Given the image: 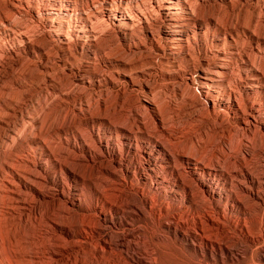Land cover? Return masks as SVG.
<instances>
[{
    "label": "bare ground",
    "instance_id": "bare-ground-1",
    "mask_svg": "<svg viewBox=\"0 0 264 264\" xmlns=\"http://www.w3.org/2000/svg\"><path fill=\"white\" fill-rule=\"evenodd\" d=\"M83 1L92 8L91 16L87 17L86 29L83 31L74 29L72 32L68 31L70 33L66 32L67 35H63L61 31L65 19L71 17L72 10L68 8L69 4H65L63 8L60 7L61 10L56 15L52 14L55 17L46 19L43 24L38 20L40 18L38 12L32 11L26 0H10L7 8L0 11V32L4 34L17 32L21 47L13 50L0 43V51L9 55L5 59L6 55L0 54V128L6 130L9 120L16 118L18 111V105L14 103V98L11 99L12 94L9 93L10 86L3 84L5 80L2 82V78L6 77V71L14 65L21 64L25 60L23 56L32 55L38 59H49V54L38 47V43H33L31 35H28L31 25H36V28L44 25L50 31L57 32L56 54L54 53L56 66L46 67L41 73L44 72V75L51 78V72L59 70L58 72L66 75L67 81L70 82L68 87L65 86L63 89V86H59L51 79L53 91L51 93L50 90L47 91L43 103L38 102L39 113L23 121L24 131L28 129L30 133L26 135L24 132L25 136L22 134L21 136L19 133L11 132L2 141L0 140V257L1 250L5 251L0 264H158V262L163 263L165 258H172L183 264H214L215 261L213 259L209 261L203 250L197 253L198 256L190 255L178 241L179 238L175 233V239H171L168 223L160 220L161 207H164V204L168 206L178 204V212L171 213L170 210H164L166 218L175 222L184 218L185 213L181 211L182 205L199 215L198 220L193 219L195 224L193 239H197L206 247L217 246L213 237L215 234L221 232L224 236L227 235L223 229V221L227 219L228 212L231 213L236 209L240 214L237 218L240 216L244 218L243 224L239 222V219L236 222V228L240 234L249 240L247 243L250 245H262L264 248V218H258L260 212L264 214V172L258 177L251 171L252 168L249 169L250 166L247 167V162L245 163L246 157L254 161L256 152L262 155L264 144L258 148L253 144L250 153L240 152L243 159H246L244 164H240L241 170L231 172L230 182L227 178L223 179L224 189L233 185H237L238 189L234 193L225 192L227 193L225 205L221 204L222 194L215 190L217 185H211L205 180V177L215 176L219 172L218 165L210 167L215 157L209 166L195 159L197 158L195 154L208 152L215 143H219L218 139L224 141V145L222 142V145H216L218 149L220 148L219 150L227 154L235 150L232 147L233 143L229 142L230 139L226 140L232 131L249 136L256 130H260L263 133L261 136L264 137V64L260 59L261 62L258 61L262 67L257 66V62L245 50L247 54L245 55L242 51L244 56H240L245 76L230 75L227 68L236 57L235 53L241 51L238 42L245 40L244 37H248L250 43L251 41L258 43L264 50V34L262 33L264 0H255L259 3L261 13L255 17L256 14L249 12V20L246 18L248 23L238 28L239 30L231 26L225 27L227 25L220 26L218 23L221 18L217 22L209 17L206 22L204 21L205 24L202 20L199 21V18H196L198 17L196 12L195 17L190 0L149 1L153 3L158 14L157 16L152 11L155 16L153 20L155 19L154 21L159 24L158 33L161 31L165 39L172 42L169 46L172 59H193V54L189 52L191 39L195 45L204 46L205 44L198 41L194 34H187L188 23H193L198 34L216 33V36L212 35V48H205L203 51L201 63L198 66L193 65L192 68L189 66V72L181 69L180 61L172 60L173 62L169 64L171 66L167 70V75L170 80L174 76V79H177V87L173 88V92L179 97L176 101H167L172 114H166L162 110L161 100L163 99L159 98V95H162L161 92L158 95L157 89L146 85L148 93L144 95L145 99L137 100L142 108L133 110L134 117L129 123L127 121L131 118L126 115L125 109H131L133 105L126 101L127 98L125 99L126 88H123V92L120 93L117 89L119 81H116L124 80L127 88L134 91L138 85L133 72L142 78H150L151 75L144 68L153 69V64L142 59L136 61L135 58L134 62L124 61V58L122 60L113 57L112 53L109 54L106 51H102L99 56L93 48H97L98 40L106 35L117 34L121 35L125 41L129 37L128 51L138 53L141 57L145 51L149 50V47L159 48V41L153 32L152 23L141 12L143 4L138 5L137 15H133L119 6L108 8L107 0H102L100 10L97 9L93 0L91 4H89L90 0ZM246 1L248 2L245 0V3ZM130 2L137 5L142 0H130ZM202 3L203 6L209 4L216 8L221 3H226L231 9L235 5L233 0H202ZM26 10L35 15L36 20L17 24L13 18ZM175 12L180 13V17L174 18ZM57 16L60 17L59 20L56 19ZM228 17L226 19L230 21L231 18ZM163 18L166 19L164 27L160 25ZM105 21L109 23L107 28L103 27ZM137 26L144 30L150 46L136 38L134 29ZM74 27L77 28V25L75 24ZM71 34L80 45L81 52L89 57L83 66L75 65L76 57L71 46L72 38L69 36ZM255 56L258 58L260 55ZM99 57H101L100 61ZM38 63L43 66L42 60ZM10 79L19 87L25 86L21 82L23 78L10 75ZM225 83L234 84V87L226 88ZM114 93L117 94L118 100L115 97L114 100L117 101L111 103L109 99L114 97L112 96ZM165 93L167 94V91ZM19 98L22 97L19 96ZM93 100L97 106L96 111L92 110L93 102L91 101ZM231 122L235 123L237 130ZM144 134L148 137L146 140L148 142L145 140L142 142L144 153L137 158L138 148L136 151L132 148V141L134 139L138 142V137H143ZM113 135L117 142L116 147L113 143ZM232 135L231 137L234 138ZM119 136L123 139L121 143ZM214 136L218 139L216 142L214 139L215 143H212ZM249 138L247 141L243 140L246 149L252 145ZM237 141L240 142L236 139V143ZM151 144L152 149L146 150ZM183 144L190 146L176 149ZM33 148L41 150L39 157H36ZM194 148L199 151L194 153ZM28 150H32L30 157L27 156ZM155 153H158L160 157H156ZM214 154L216 155V152ZM43 156L46 157L45 162L42 161ZM221 157L226 159L225 155ZM52 160L55 163L53 172L48 169V164ZM83 168L88 170H82ZM57 170L68 176L69 185L56 179ZM119 172H122L129 181H125ZM80 183L82 189L77 188ZM85 188L91 190L88 204L85 202ZM53 189L56 190V195L51 192ZM130 192L141 193L140 207L131 201L128 194ZM169 194L172 196L169 197ZM119 203L132 209L138 218H144L143 226L136 229L133 223L127 221L130 228L123 239L118 241L111 238V232L105 235L99 233L96 236L94 230H101L103 224H109L107 216L103 221L102 215L107 211L116 212ZM157 207L160 208L157 210L158 217L155 211ZM186 215L188 218L189 214ZM111 220L113 222V219ZM182 224V227L186 226L185 221ZM35 226L38 227L35 228ZM29 233L31 235L27 237ZM137 234L144 236V245L142 253L135 257L134 254L129 255V239H137ZM167 242L171 243L170 248L167 247ZM219 247L221 250L222 246L219 245ZM129 259H132V262ZM259 262L264 263V260L261 259Z\"/></svg>",
    "mask_w": 264,
    "mask_h": 264
},
{
    "label": "rangeland",
    "instance_id": "rangeland-1",
    "mask_svg": "<svg viewBox=\"0 0 264 264\" xmlns=\"http://www.w3.org/2000/svg\"><path fill=\"white\" fill-rule=\"evenodd\" d=\"M5 1V2H4ZM100 1V2H99ZM108 1V8H112V7H117L119 6L121 9H126V12L129 13V14H133V15H137V8H138V5L140 4H143V8H142V13L143 15L146 17L147 16V20L152 23V28L154 29L153 32L157 38V40L159 41V48H153V47H149V50L145 51L144 55L140 57V55L137 53H132V52H129L128 51V43H129V37H127V41L124 40V38H122L121 35H117V34H111V35H106L105 37L101 38L100 40H98L97 42V48H93V50H96L97 51V55H101V52L102 51H106L108 52L109 54H111V56L113 57H116V58H119V59H122L124 58V61H128L129 62H134L135 59L136 61L137 60H144L146 62H150L153 64V69H150L148 70V67H145L144 70L146 72L149 73V75H151L150 78H142V76H139L137 73L133 72V75L134 77L137 78V89L134 90V91H131L130 88L128 89L127 86H126V82H124V80L122 79H118L116 82L117 85H118V88L119 89V92L122 93L123 92V88H126V96H125V99L128 103L132 104L133 107L130 109V108H127L125 109V112H126V115L127 116H130V120L127 121L128 123L132 121L133 117H134V112L133 110L138 108L140 110L141 105H139V98L142 100H144V95L146 94V92L148 93L147 91V88H146V85H149L155 89H157L156 91L158 92L157 94L159 95L162 94V95H159L160 99H163L161 100V105H162V110L165 111L166 114H169L171 115L172 114V110L170 109L169 107V104L167 101H176L179 97H177V95L173 92V88L176 86L177 87V79H174L175 76L173 77V79L170 80V77L167 75V70L169 69V67L171 65H169L171 62H173L174 60H177V61H180V67L181 69H183V71H188L190 70V67L192 68L193 65H199L202 60V55H203V51L205 50V48H208V49H211L212 48V45H213V38H212V35L214 33H211V34H208L207 35L205 33L202 32V34H198L194 28V25L193 23H188L187 24V34L189 35H193L198 39V41L200 42H204V46H199V45H195L194 41L191 39L190 40V54H193L192 55V58L194 59H190V60H187V59H182V58H177V59H172V57L170 56V45L172 42L170 41H167L165 39V37L162 35L161 31H159L158 33V30H160L158 28V23L155 22L153 20V18H155V16L153 15L152 11H154V13H156V15L158 16L157 14V11L156 9L154 8V5L152 2H149L151 0H142L141 3L137 4L134 3V2H130V0H107ZM3 2V3H2ZM9 2V3H8ZM26 2L30 5V7L32 8V11L34 12H38L40 18L38 19L39 22H41L43 24V22L46 20V19H49V18H52V14H55L59 12V10H61V8L64 7L65 4H69L68 8L70 10H72V12H70L71 14V17L70 19L67 18L65 19V23L63 25V29H62V33L63 35H67L66 32L68 31H74V29H79L80 31H83L86 29L85 25H87V17L88 16H91V13H92V8H90V6L88 7L87 6V3L83 0H26ZM93 2H95V5L97 6V9L100 10V8H102V0H93ZM146 2V3H145ZM191 4H192V10L195 14V17H196V13L198 15V17H196L199 21L202 20L203 23L205 24V22L207 21V19H209V17H212L214 18L217 22L219 21L220 19V23H218L220 26L224 27H233V28H236V29H240L241 26H246V24L248 23L247 20H249L248 16H249V12H252L253 14H256L254 15L255 17H258L259 14L261 13L260 12V7H259V3L255 0H248V2L246 1L245 3V0H233V4L234 7L233 9H231L230 6L226 5V3H221L220 6L218 8L214 7L213 5H204L203 6V3H202V0H190ZM196 2H199V3H196ZM5 3V4H4ZM146 5H145V4ZM250 3V5L248 4ZM3 4V5H2ZM10 4V0H0V11L2 12L3 10H5L7 8V6ZM91 4V0H90V3ZM198 4V5H196ZM100 5V6H98ZM196 5V6H195ZM222 5V6H221ZM210 6V7H209ZM244 6V7H243ZM61 7V8H60ZM99 7V8H98ZM243 7V8H242ZM128 8V9H127ZM154 8V9H153ZM198 8V9H197ZM212 8V9H211ZM221 8V9H220ZM225 8V9H224ZM248 8V10H247ZM130 9V11H129ZM148 9V10H146ZM211 9V10H210ZM219 9V10H218ZM223 9V10H222ZM86 10V11H85ZM128 10V11H127ZM215 10V11H214ZM231 10V11H230ZM257 10V11H255ZM214 11V13H213ZM222 14H221V12ZM228 11V12H227ZM235 11H236V14H235ZM259 11V12H258ZM146 12V13H145ZM196 12V13H195ZM199 12V13H198ZM51 13V14H50ZM224 13V14H223ZM230 13V14H229ZM241 14V17H240V14ZM174 14V18H178L180 17V13L178 14L177 12L173 13ZM200 14V15H199ZM208 14V15H207ZM210 14V15H209ZM213 14V16H212ZM221 14V15H220ZM232 14V15H231ZM203 15V16H201ZM226 15V16H225ZM230 15V16H229ZM258 15V16H257ZM20 16V17H19ZM18 17L15 16L13 19L16 21L17 24H26V23H29L30 21H35L36 20V16L33 15L31 12H29L28 10H26L25 12H23L21 15H19ZM36 18H35V17ZM200 16V17H199ZM205 16V18H204ZM208 16V17H207ZM219 16V17H218ZM224 16H225V19H224ZM229 16V17H228ZM23 17V18H22ZM55 17V16H53ZM162 17V16H160ZM216 17V18H215ZM231 18L230 21H227L229 19H226V18ZM202 18V19H201ZM237 18V19H236ZM246 18H248L246 20ZM23 19V20H22ZM27 19V20H26ZM57 20L60 19L59 16L56 17ZM205 19V20H204ZM20 20V21H19ZM25 20V21H24ZM37 20V21H38ZM151 20V21H150ZM224 20V21H223ZM226 20V22H225ZM24 21V22H23ZM205 21V22H204ZM223 21V22H222ZM229 22V23H228ZM245 22V23H244ZM155 23V24H154ZM166 23V19L163 18L162 19V22H160V25L162 27H164V24ZM225 23V24H223ZM233 23V24H232ZM239 23V25H238ZM242 23V24H241ZM37 24V23H35ZM75 24L77 25V28L74 27ZM224 25V26H223ZM236 25V26H235ZM109 26V23L105 21V25L103 27H108ZM34 27V28H32ZM115 27V26H114ZM32 28V29H31ZM35 29V30H34ZM141 29V30H140ZM238 29V30H239ZM260 29V28H258ZM143 29L140 27V26H137L135 29H134V34L136 36L137 39H140L139 41L143 42L144 44H147L148 45V40L146 39V36H145V33H144V30L142 31ZM32 31V32H31ZM36 31V32H35ZM59 32V33H61ZM10 33V34H9ZM7 34H4L2 32H0V40L2 39V41H0L1 45L5 46L6 48H13V50H17L19 48H21L19 46V38H18V35H17V32H15V34H13L12 32H9ZM34 33V34H33ZM70 33V32H68ZM262 33L264 34V29L262 30ZM33 34V35H32ZM57 32L56 31H50L46 26L44 27V25H40V26H37L36 28V25H31L30 26V30H29V34L28 35H31V39L32 41H34L33 43L37 44L38 47H41L43 49V51H46L48 54H49V59H38L36 56H32V55H28V56H23L25 60H23V62L21 64H18V65H14L12 68L8 69L6 72V77L5 79L2 78V82L3 80H5L3 82V84H5L6 86H10L9 87V93L10 95L12 94L11 96V99H13L14 103L16 105H18V111H17V119L16 118H12L9 120L8 122V126L6 127V130L0 128V140L2 141L3 138L11 133V132H14V133H19V135H24V127H23V121H27V117H32V116H35L39 113V103H43L46 99V93L47 91H49L50 93L53 91L52 87H51V79L53 82H56L59 86H63L62 88L65 89V86L66 88L68 87V85L70 84L69 80L67 81V77L66 75H64L62 72H58L59 70H55V71H52L51 72V78H49V76H46V74L44 75V72L43 74L41 73V71L45 70L46 67H53L55 65V60H54V56H55V52H56V47H57V36H56ZM157 34V35H156ZM7 35V36H6ZM35 36V37H34ZM72 39H71V46H72V50L75 54V57H76V61H75V65H78V66H83L86 64V61H88V55L84 54L81 52L80 50V45L78 44L77 40L75 39L74 36L69 35ZM141 36V37H140ZM214 36H216V33L214 34ZM160 37V38H159ZM264 37V35H263ZM37 38V40H35ZM114 39V40H113ZM142 39V40H141ZM243 39L245 40H242V41H239L238 44H239V48H240V52H236L235 54V58H233V60L230 62V64H228L227 68H228V71L230 73V75H233L236 77H244L245 76V72L243 70V64L242 62L240 61V56L244 54L246 55L247 53L248 54H251V56L253 57L254 61L257 62L256 65L257 66H260V68L262 67V64L260 63L262 61V63L264 64V50L262 47L259 46V44L255 43V42H252L251 43L249 42L250 40L248 39V37H244ZM248 41V44L247 41ZM103 42H102V41ZM107 41V42H106ZM116 41V42H115ZM6 42V43H5ZM102 42V43H101ZM106 42V43H105ZM244 42V43H243ZM10 43V44H9ZM101 43V44H100ZM118 43V44H117ZM5 44V45H4ZM107 44V45H106ZM249 44H252V45H249ZM161 45V46H160ZM241 45V46H240ZM244 45V47H243ZM248 45V46H247ZM46 46V47H45ZM109 46V47H108ZM113 46V47H112ZM150 46V45H148ZM48 47V48H47ZM117 47V48H116ZM248 47V48H246ZM252 47V48H251ZM258 47V48H257ZM45 48V49H44ZM114 48V49H113ZM120 48V49H119ZM261 48V49H260ZM111 49V50H110ZM244 49V50H243ZM254 49V50H253ZM114 50V51H113ZM116 50V51H115ZM248 51L246 53V51ZM261 50V51H260ZM110 51V52H109ZM244 54H243V52ZM119 52V53H118ZM124 54H123V53ZM127 52V53H125ZM262 52V53H261ZM55 53V54H54ZM116 53V54H115ZM118 53V54H117ZM121 53V54H120ZM132 53V54H131ZM254 53V54H253ZM0 54H2V56L6 55V57L4 56V58H8L9 55L8 54H5L3 52L0 51ZM115 54V55H114ZM123 54V55H122ZM134 54H136V56L134 57ZM254 56H253V55ZM119 55V56H117ZM128 55V56H127ZM131 55V56H130ZM139 55V56H138ZM199 55V56H198ZM255 55H260L258 56V58L255 56ZM263 55V56H262ZM40 56V55H39ZM38 56V57H39ZM133 56V57H132ZM200 57V59H199ZM257 60H255L256 58ZM30 60H29V59ZM126 58V59H125ZM130 58V59H129ZM133 58V59H132ZM135 58V59H134ZM140 58V59H139ZM198 58V60H197ZM197 61H196V60ZM261 59V61H260ZM32 60H34L32 62ZM39 60H42V65H40ZM101 60V57H99V61ZM173 60V61H172ZM260 62H259V61ZM37 61V63H36ZM197 63H196V62ZM199 61V62H198ZM182 62V63H181ZM31 64L33 66H31ZM37 64V65H36ZM234 64V65H233ZM260 64V65H259ZM28 65H30L28 67ZM169 65V66H168ZM56 66V65H55ZM185 66V67H184ZM190 66V67H189ZM15 67V68H14ZM24 67V68H23ZM31 67V68H30ZM37 67V68H36ZM95 67H96V64H95ZM236 67V68H235ZM14 68V69H13ZM22 68V69H21ZM34 68V69H33ZM156 68V69H155ZM25 69V70H24ZM41 69V70H40ZM186 69V70H185ZM17 70V71H16ZM19 70V71H18ZM24 70V71H23ZM36 70V71H35ZM233 70H235L233 72ZM21 71V72H20ZM19 72V73H18ZM237 72V74H236ZM240 72V73H239ZM10 73V74H9ZM21 73V74H20ZM25 73V74H23ZM58 73V74H57ZM18 74V75H17ZM28 74V75H27ZM239 74V75H238ZM10 75H16L18 76V78H23L21 79V82L24 83V87H19L18 85L16 84H13L10 79ZM55 75V76H54ZM139 76V77H138ZM8 77V78H7ZM56 77V78H55ZM65 77V78H64ZM33 78V79H32ZM36 80V81H35ZM41 80V81H40ZM146 80V81H145ZM44 81V82H42ZM62 81V82H61ZM121 81V82H120ZM6 82V83H5ZM60 82V83H59ZM173 82V83H172ZM29 83V85H28ZM148 83V84H147ZM152 83V84H151ZM42 84V85H41ZM162 84V85H161ZM12 85V86H11ZM33 85V86H32ZM226 85V88L228 87H234V84H229V83H225ZM230 85V86H229ZM40 86V87H39ZM158 86V87H157ZM49 87V88H48ZM157 87V88H156ZM161 87V88H160ZM38 90H37V89ZM144 88V89H143ZM160 88V89H159ZM169 88V89H168ZM15 89V90H13ZM33 91H31V90ZM121 89V90H120ZM26 90V91H25ZM128 90V91H127ZM17 91V92H16ZM28 91V92H27ZM167 91V94L165 93ZM15 92H16V96H15ZM19 92V93H18ZM28 94H27V93ZM45 92V93H44ZM21 93V94H20ZM140 93V94H139ZM144 93V94H142ZM20 94V95H19ZM24 94V95H22ZM36 94V95H35ZM44 94V95H43ZM14 95V96H13ZM117 94H112V96H114L112 98V96H110L112 99H109V101L111 103H113L115 100L114 98L116 97V99L118 100V96H116ZM167 95V96H165ZM19 96H21L22 98L20 99ZM24 96V97H23ZM40 96V97H38ZM131 96V97H130ZM133 96V97H132ZM109 97V98H110ZM129 97V98H128ZM167 97V99H166ZM15 98H18V99H15ZM33 98V99H32ZM42 98V99H41ZM149 98H151L149 96ZM165 98V99H164ZM18 100V101H17ZM24 102H23V101ZM39 100V101H38ZM41 100V101H40ZM116 100V101H117ZM29 101V102H28ZM115 101V102H116ZM20 102V103H19ZM23 102V103H22ZM34 102V103H32ZM39 102V103H38ZM93 102V103H92ZM167 102V103H166ZM27 103V104H26ZM91 103L93 104L92 106V110L93 111H96L97 110V106L95 104V101H91ZM167 107H165V106ZM35 106V107H34ZM137 106V107H136ZM164 106V107H163ZM37 108V109H36ZM95 108V109H94ZM36 109V110H35ZM24 110V111H23ZM30 110V111H29ZM25 114H24V113ZM30 112V113H29ZM133 112V113H132ZM24 114V115H23ZM22 116L24 118H22ZM20 118V119H19ZM18 121H20L18 123ZM11 122V123H10ZM21 124V125H20ZM231 124H233V127L235 130H237L235 128V123L231 122ZM17 125V126H16ZM208 125V124H206ZM19 126V127H18ZM20 131V132H19ZM2 132V133H1ZM234 132V133H233ZM260 130H256V132H253L252 135H249L247 136L246 134H242L240 132H236V131H232V133L227 136L226 140L229 141L228 139H230V144H232V147L233 150L231 153L227 154L225 152H223L222 150H219L217 146H219L222 142L223 144V140H219L216 136H214L212 138V143L218 139L219 143H215V145H213V148L214 146H216V150L218 149V152L216 150H214L213 148H210L208 149V152L205 151V153H202V154H199L200 152H198L199 150H196L194 148V153L195 151L198 152V154H195V158L198 162H200L201 164L203 165H206V166H209L210 165V162L212 161V159L214 158L213 162H211V166L212 167L213 165H218V170L219 172L216 173L215 176H212V177H205L207 183L211 184V185H217V189H215L217 191V193H221L222 194V202L221 204L222 205H225L227 204L226 200H225V192L227 191H231L234 193V192H237V185L236 186H232L227 189L225 188L224 189V185H223V179L225 180V178H227V180L230 182L229 179H231V172L233 173L234 171L236 172L237 170L240 171L242 167H240L241 165L240 164H244V160L247 167L252 168L251 171L258 177L264 172V153L261 155V154H258L257 152L254 153V158L252 161L250 158L246 157V159H243V156L242 154L240 153L241 151L242 152H249L251 151V148L254 144V147H259V146H263L264 144V137L261 136L263 133L261 132ZM26 135H28V133H30L28 131V129L26 130ZM239 133V134H238ZM256 133V134H255ZM233 134V135H232ZM238 134V135H237ZM241 134V135H240ZM255 134V135H254ZM21 135V136H22ZM231 135L235 138H232ZM237 137H236V136ZM239 135H240V138H239ZM3 136V137H2ZM23 136V137H24ZM143 137H138V142H136L134 139L132 141V148L136 151V149L138 148V150L136 151V155H137V158L138 157H141L143 156V153H144V149H143V144L142 142H148L146 141L148 139V137L146 136V134L142 135ZM231 137V138H229ZM249 138V142H251L252 145H249L250 147L248 149H246L244 147V141H247ZM245 138V139H243ZM256 138V139H255ZM151 141H155L154 139L152 138H149ZM215 139V140H214ZM236 139L240 140V142L243 143L241 144L239 141H237L236 143ZM254 139V140H252ZM122 137L119 136V142L121 143L122 142ZM214 140V141H213ZM242 140V141H241ZM251 140V141H250ZM263 140V141H261ZM113 143L116 147L117 145V142L115 140V135H113ZM240 145L238 147V145ZM138 144V146H137ZM221 144V145H222ZM185 145V146H184ZM224 145V144H223ZM236 145V147H235ZM147 146V145H146ZM183 146V147H182ZM190 146L189 144H183L181 146H179L178 150L182 149V148H185V147H188ZM152 144L147 146V149L148 151H150L152 149ZM35 148V147H34ZM33 148V151H35L36 153V157H39V154L41 153V150L40 149H34ZM239 148V149H238ZM245 148V149H244ZM213 149V150H212ZM240 151H238V150ZM248 150V151H246ZM32 150H28V153H27V156L30 157V153H31ZM222 151V152H221ZM237 151V152H236ZM157 152V151H156ZM216 152V155L214 153ZM221 152V153H220ZM26 154V153H25ZM207 154V156H206ZM227 154V156H226ZM235 154V155H233ZM106 155V154H105ZM161 155V154H160ZM198 155V156H197ZM202 155V156H200ZM211 155V156H210ZM221 155H225L226 159L222 158ZM231 155V156H230ZM240 155V157H239ZM155 156L156 157H160L159 154L155 153ZM200 156V158H199ZM219 156V158H218ZM229 156V157H228ZM108 157V156H107ZM204 157V158H202ZM209 157V158H208ZM217 157V158H216ZM238 157V158H237ZM109 158V157H108ZM206 158V159H205ZM229 158V159H228ZM237 158V159H236ZM30 159V158H29ZM42 161L45 162L46 160V157L43 156L42 157ZM200 159V160H199ZM217 159H219L218 161L220 162V164L218 163ZM223 159V160H222ZM241 160V161H240ZM202 161V162H201ZM208 161V162H207ZM229 161V162H228ZM257 161V162H256ZM251 162H253L251 164ZM255 162V163H254ZM225 163V164H224ZM236 165H235V164ZM258 163V164H257ZM53 164H55L52 160V162H50L48 164V169L50 171L53 172ZM234 164V165H233ZM249 164V165H248ZM251 164V165H250ZM257 164V165H256ZM229 165V166H228ZM233 165V166H232ZM262 165V166H261ZM228 166V167H227ZM252 166V167H251ZM261 166V167H260ZM225 167H226V171H225ZM231 167V168H230ZM239 167V168H237ZM229 168V169H228ZM87 169V168H86ZM85 168H83L82 170H86ZM193 169V168H192ZM263 169V170H262ZM88 170V169H87ZM222 170V171H221ZM231 170V171H230ZM233 170V171H232ZM261 170V172L259 171ZM57 175H56V179H59L61 182L64 181L66 183V185H69L70 184V180L68 178V176L66 174H62L60 173L59 170H57ZM199 173V172H198ZM230 173V174H229ZM260 173V174H259ZM119 174L122 176L123 179H125V181H129L128 178H125L124 174L122 172H119ZM228 182V183H229ZM78 189H82L83 187L81 186V183L80 185H78L77 187ZM215 188V187H214ZM233 189V190H232ZM221 190V191H220ZM226 190V191H225ZM51 192H53L55 195L57 194L56 190L53 189L51 190ZM224 193V194H223ZM84 194H85V202L88 204L90 202L89 198H90V195H91V190L88 188H85L84 190ZM129 196H130V199H132L131 201L132 202H135L137 204L138 207L141 206V193H135V192H130L128 193ZM131 194V195H130ZM172 196L169 194V197ZM176 197H178L176 195ZM179 198V197H178ZM87 200V201H86ZM139 203V204H138ZM177 205V206H176ZM118 210L116 212H106L102 215L101 219L104 221L105 217L107 216V220H108V223L107 225L103 224V221H101V223L103 224L101 230L100 229H96L94 230L93 232L95 233L96 236L99 235V233H102L103 235H105L106 233L108 232H111V238H113L115 241H118V240H122L123 239V236L126 234L127 230L130 228L127 224V221L130 222V223H133L135 228H140L143 226V223H144V218H141V217H137L136 214H134V212L132 211V209L128 208V207H124L125 205H122L121 203H119L118 205ZM213 207V205H211ZM230 206V202L228 204V207ZM122 207V208H121ZM167 209H166V208ZM214 208V207H213ZM158 209L160 208H156L155 211H157ZM161 211H162V215H161V221L163 223H168V226L170 228V237L172 240L175 239L174 237V233L175 235H177V237L181 240L178 239L179 242L182 243L183 247H185V250L190 254V255H193V256H198L199 252L201 250L205 251V255L207 256V259L209 261H215L214 264H264V263H261L259 261L264 260V248L262 247V245H250L249 243H247V241L249 240H246V238L240 234V232L238 231V229L236 228V222L237 219H239L241 222V224L244 223V218L240 216V218H237L239 217V212L235 209L233 212H228V216H227V219L223 221V229L225 230V232H227V235L224 236L221 232L220 233H217L215 234L213 237L214 238V241L217 242V246L215 247H206L204 244H202L200 241H198L197 239L194 240L193 239V232L195 231V224L193 222V219L195 220H198L199 219V215H197L196 212H194L193 210H189L185 207V205H182L181 206V211L184 212L185 214L183 215V219H180V221L178 222H175L173 221L172 219H168L166 218L165 216V211L164 210H170L171 213H175V212H178V204H170V206L164 204V207H161ZM74 211L77 210V209H73ZM125 210V211H124ZM186 214H189V217L186 218ZM263 213L260 212L259 215H258V218L259 219H263L264 218V214L263 216H261ZM163 216V217H162ZM157 217H158V211H157ZM113 219V222L112 220ZM188 220V221H187ZM264 220V219H263ZM185 221V224L186 226L182 223H184ZM139 225V227H138ZM226 225V226H225ZM248 226L250 227V224H248ZM38 226H35V228H37ZM191 228V229H190ZM188 229V230H187ZM143 231V230H141ZM140 231V232H141ZM237 232V233H236ZM143 234V232H142ZM31 235L30 233L27 235V237ZM218 235V236H216ZM230 237V238H229ZM143 238V239H142ZM132 239V240H131ZM229 239V241H228ZM142 240V241H141ZM219 240V241H218ZM221 241V242H220ZM143 245H144V236L143 235H139L137 234V239H134V238H130L129 239V255H132L134 254L135 257H137L138 254L142 253V248H143ZM167 247L170 248L171 247V243L170 242H167L166 243ZM220 246L221 247V250H220ZM132 246V247H131ZM242 246V247H241ZM260 246V247H259ZM258 247V248H257ZM248 248V249H247ZM261 248V249H260ZM131 250V251H130ZM255 251V252H254ZM225 252V253H224ZM254 252V253H253ZM198 253V254H197ZM5 255V251L4 250H1V257H0V260L2 259L3 260V257ZM225 255V256H224ZM139 257V256H138ZM255 258V259H253ZM225 260V261H224ZM227 260V261H226ZM130 262H132V259H129ZM160 261V260H159ZM236 261V262H235ZM256 261V262H255ZM225 262V263H224ZM158 264H183V263H179V262H176L174 261L172 258H165L163 259V263L161 262H158Z\"/></svg>",
    "mask_w": 264,
    "mask_h": 264
}]
</instances>
